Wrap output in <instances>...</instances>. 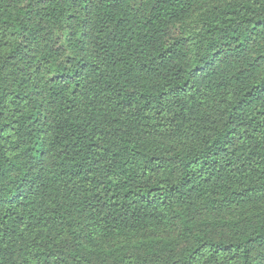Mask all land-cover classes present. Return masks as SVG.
<instances>
[{
  "label": "trees",
  "instance_id": "1",
  "mask_svg": "<svg viewBox=\"0 0 264 264\" xmlns=\"http://www.w3.org/2000/svg\"><path fill=\"white\" fill-rule=\"evenodd\" d=\"M0 264H264V0H0Z\"/></svg>",
  "mask_w": 264,
  "mask_h": 264
}]
</instances>
